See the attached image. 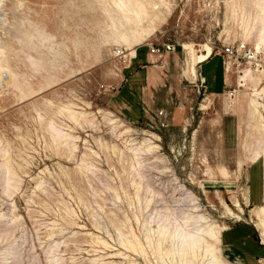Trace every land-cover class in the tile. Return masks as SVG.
Listing matches in <instances>:
<instances>
[{
    "label": "rangeland",
    "instance_id": "1",
    "mask_svg": "<svg viewBox=\"0 0 264 264\" xmlns=\"http://www.w3.org/2000/svg\"><path fill=\"white\" fill-rule=\"evenodd\" d=\"M114 36L186 52L138 118ZM226 46L255 57L211 95L190 78ZM263 141L264 0H0V264H244L221 234L264 242Z\"/></svg>",
    "mask_w": 264,
    "mask_h": 264
},
{
    "label": "crops",
    "instance_id": "2",
    "mask_svg": "<svg viewBox=\"0 0 264 264\" xmlns=\"http://www.w3.org/2000/svg\"><path fill=\"white\" fill-rule=\"evenodd\" d=\"M104 42L126 45L129 40L114 36ZM114 54L113 56L116 57ZM129 55V58L124 60L125 65L121 70V78L114 80L111 85L118 95L121 109L133 119L155 107V91L159 89V85L167 77L168 72L176 74L181 72L182 77L185 76L183 66L186 64V52L175 50L161 55L151 54L148 46L140 43L134 46L132 54L129 53ZM223 61L222 57L215 55L205 58L195 65V72L197 70L199 75L195 73V76L190 78V82L200 87V84H197L199 76L204 80L201 88L211 95L217 94L228 83L227 70ZM170 62L173 63L172 66L168 65ZM261 173L260 169L254 166L249 169V201L255 199L257 202H262L263 200ZM254 182L257 184L255 197ZM221 241L244 264H264V242L255 237L253 226L237 224L229 227L222 232Z\"/></svg>",
    "mask_w": 264,
    "mask_h": 264
},
{
    "label": "built area",
    "instance_id": "3",
    "mask_svg": "<svg viewBox=\"0 0 264 264\" xmlns=\"http://www.w3.org/2000/svg\"><path fill=\"white\" fill-rule=\"evenodd\" d=\"M176 50V44L171 42H161L160 44L149 45V53L151 54H164V53H170L174 52ZM115 55L122 57V60L124 61V54L121 52V50L116 49L114 51ZM226 59L224 61L225 68L228 67V63L233 61L238 64H240L241 60H244L245 62H251L254 60V54L250 49H245L239 51L238 49L234 48L233 46H226L222 48L221 53ZM200 86H203L204 80L200 78L199 82ZM110 90H114V87L110 86ZM233 93H228V96H231Z\"/></svg>",
    "mask_w": 264,
    "mask_h": 264
},
{
    "label": "bare ground",
    "instance_id": "4",
    "mask_svg": "<svg viewBox=\"0 0 264 264\" xmlns=\"http://www.w3.org/2000/svg\"><path fill=\"white\" fill-rule=\"evenodd\" d=\"M133 49H134V42H132V41H129L128 43H126V51L124 50L123 51V53H124V56L125 57H127V56H129V53H131L132 54V52H133ZM190 52L188 51V54H189ZM195 61V60H194ZM229 68V65H228V67H227V69ZM240 77V81H241V79L243 80V75H240L239 76ZM264 142V141H263ZM257 155V154H256ZM254 215H255V218H256V220H257V223H256V225H257V227L258 228H260V230H261V233H262V236H263V239H264V206H260V207H258L255 211H254ZM212 237H213V239H215V240H217L218 238H217V236H216V233L214 234V232H213V234H212ZM191 242H192V246L193 245H195L196 244V238H193L192 240H191ZM190 246V245H189ZM212 253V252H211ZM215 255V252H213V256ZM214 258V262H215V264H226L225 262H223L220 258L218 259V257H216V256H214L213 257ZM214 264V263H213Z\"/></svg>",
    "mask_w": 264,
    "mask_h": 264
}]
</instances>
